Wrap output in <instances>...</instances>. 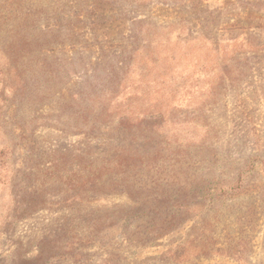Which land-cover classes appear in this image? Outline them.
<instances>
[{
    "label": "rangeland",
    "instance_id": "374dc122",
    "mask_svg": "<svg viewBox=\"0 0 264 264\" xmlns=\"http://www.w3.org/2000/svg\"><path fill=\"white\" fill-rule=\"evenodd\" d=\"M0 264H264V0H0Z\"/></svg>",
    "mask_w": 264,
    "mask_h": 264
},
{
    "label": "trees",
    "instance_id": "16d2710c",
    "mask_svg": "<svg viewBox=\"0 0 264 264\" xmlns=\"http://www.w3.org/2000/svg\"><path fill=\"white\" fill-rule=\"evenodd\" d=\"M93 183H95V181Z\"/></svg>",
    "mask_w": 264,
    "mask_h": 264
}]
</instances>
